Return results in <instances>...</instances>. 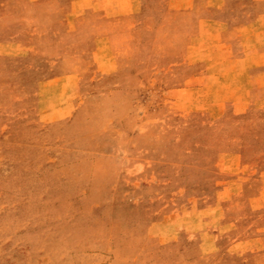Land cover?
I'll return each mask as SVG.
<instances>
[{"label": "rangeland", "instance_id": "1", "mask_svg": "<svg viewBox=\"0 0 264 264\" xmlns=\"http://www.w3.org/2000/svg\"><path fill=\"white\" fill-rule=\"evenodd\" d=\"M52 1L0 0V264H264V0H139L132 73Z\"/></svg>", "mask_w": 264, "mask_h": 264}, {"label": "crops", "instance_id": "2", "mask_svg": "<svg viewBox=\"0 0 264 264\" xmlns=\"http://www.w3.org/2000/svg\"><path fill=\"white\" fill-rule=\"evenodd\" d=\"M51 6L54 8L62 9L65 7L60 1H52ZM196 6V0H189L186 5L183 6V3L174 2L171 3L167 8L171 10H179L180 8L183 10H190ZM67 8V7H66ZM87 8H90L91 12L96 13L90 20V24L92 26V35L91 41L95 44L96 41H100V46L94 47L91 49L90 55H98L102 57H108L106 63H98L95 62V70L97 72H110V71H118L120 67L115 63L112 57L118 55H132L133 52L119 51L118 47H116L115 43H112L117 39H135L136 34L140 33V20L136 21L134 15L140 9V1L139 0H91ZM136 22L139 23V26H136ZM82 20L79 21L77 17H62L58 15L50 16L45 20L44 28L46 29L48 25L49 31L45 30L43 33L44 40H55L57 38H62L61 36L54 35L51 29H57L58 27L64 26V31L66 33H72L76 31L78 24H81ZM203 23V21H202ZM206 24V23H204ZM52 26V27H51ZM67 26V27H65ZM51 27V28H50ZM95 29V30H94ZM139 30V32H137ZM77 34V33H76ZM128 35V36H127ZM73 37V36H72ZM41 38V37H37ZM72 39L77 40L80 37L74 36ZM135 45V44H133ZM135 48V47H134ZM118 49V51H117ZM66 52H61L60 55L65 54ZM73 53V52H72ZM73 54L81 55L82 51L77 50ZM124 73H132L134 69H131L124 63L122 69ZM259 72V71H258ZM258 72H254L253 75L258 76ZM45 86V85H44ZM248 86V85H247ZM259 86L253 85L252 83L249 85V88H254Z\"/></svg>", "mask_w": 264, "mask_h": 264}]
</instances>
